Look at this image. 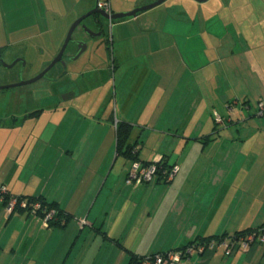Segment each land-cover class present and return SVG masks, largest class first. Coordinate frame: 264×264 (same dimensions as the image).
Returning <instances> with one entry per match:
<instances>
[{
	"label": "crops",
	"instance_id": "1",
	"mask_svg": "<svg viewBox=\"0 0 264 264\" xmlns=\"http://www.w3.org/2000/svg\"><path fill=\"white\" fill-rule=\"evenodd\" d=\"M47 1L0 0V52L38 37L57 17L68 29L99 2L109 1L112 14L138 7ZM150 11L112 23L111 65L78 73V92H67L73 96L0 118V147L11 143L0 172L12 155L15 162L0 189L56 204L69 217L65 226L45 227L0 202V264H131L264 226V0H168ZM28 118L43 125L25 137L15 129ZM122 122L133 127L140 163L163 158L179 167L171 182L126 184L132 162L117 153ZM214 134L223 144L209 145L204 157L196 139ZM183 264H264V243L230 257L222 249L196 252Z\"/></svg>",
	"mask_w": 264,
	"mask_h": 264
},
{
	"label": "rangeland",
	"instance_id": "2",
	"mask_svg": "<svg viewBox=\"0 0 264 264\" xmlns=\"http://www.w3.org/2000/svg\"><path fill=\"white\" fill-rule=\"evenodd\" d=\"M128 1L138 3L137 8L131 7V5L130 7L127 6L129 7L128 11L131 10L130 12L134 11L135 9L151 5V3H149L148 5L141 6L140 4L141 1L143 0H128ZM201 5H205V4H201ZM74 16L76 15L72 14L70 16V19H72ZM76 20L73 21V23L67 29L66 26H64L65 23L67 22H64V20L61 19V17L59 18L57 17L54 19V23L53 20H51L50 22H48L46 26L43 25L46 28L45 30L44 29L39 30L38 37H33L31 40L26 41V43L23 45H10L7 49H3L4 50L3 52L6 54L7 57H4L3 63L0 64V87L15 85L22 81H29L37 77L39 74H41L51 64L54 58H56L53 57L54 54L61 49L68 34V31L70 30L72 25L76 22ZM84 23L86 25H89L91 23V19H86ZM8 26L9 28H11L10 21ZM132 27L133 26H131V28ZM5 32L8 34L9 29L8 30L6 29ZM215 32L217 33V30H215ZM111 37H112V23L107 25L106 36L104 38V41L102 40L103 42L102 41H100V43L96 41L90 42L89 43L90 47H88V49L83 53V55L78 60H74L75 57H71V56H73V54L76 51V48L78 47L77 42H79L80 40H89V38L84 37L81 30H77L73 34V41L70 43L69 47L67 48L65 57H63V61L57 64L50 71V73H48L42 80L31 85L0 91V118L3 119H11L12 117L21 118L24 115L37 112V110H40L41 108H45V102H43V100L48 97L55 96L58 99H62L64 96H66L69 90L71 91L76 90L78 92L77 76H76L78 75V73L90 67L99 68L101 65H108L109 68V66L111 65V60H112ZM15 56H25L18 59H24V61L26 62V66L23 67L22 64L19 63L12 69H6L4 67V64L11 65L16 60H18V59L13 60ZM183 56L187 57L184 54ZM184 60L187 61L186 58ZM45 64H47L46 67H44ZM104 77H105L104 81H106L105 84L110 88L112 83L111 72L109 70L108 71L106 70L104 72ZM92 78L93 79H91V81L95 82L96 81L95 77L93 76ZM190 92L191 91H189V89H186L185 94L188 95ZM205 94L206 92L204 93V95ZM251 107H252L251 114L253 115L255 113L254 112L255 107L253 103H251ZM43 113H44L43 115L46 116L49 113V111L45 110ZM33 121L34 122H30L28 118L27 122L25 121L18 122L15 131L21 132L23 136L28 137L31 134V132L35 130L37 131L41 127L40 126L41 122L38 123V121L36 120ZM52 125L54 126V124ZM0 127L2 128V130H4V127H2V125H0ZM37 127L39 128L37 129ZM8 131H13V128H11V130ZM234 136L237 137L236 134ZM196 140L200 143L199 147L201 148L200 150L202 151H205L209 145H210V150L213 151L214 149H216L217 146L223 144L222 137L221 136L217 137V134H214L212 136L197 138ZM10 146L11 143L6 147V149L0 147V169L4 159L7 156L5 155L4 157V154H6L5 152L10 149ZM3 150L6 151L3 152ZM206 152L207 153H204L203 156L205 155L204 157H209L208 149L206 150ZM17 162L20 163L19 161ZM13 164H15V162L12 155L6 163V168H2V172H0V178L3 175V171H7L10 168V166ZM36 203H33L31 206L35 205ZM13 213H16L15 210ZM37 213L38 212H36V214H33L31 211L29 212V215L38 218L39 221L42 224H44L45 223L44 218L47 215V213L42 217H40ZM47 225L49 227L50 222H48Z\"/></svg>",
	"mask_w": 264,
	"mask_h": 264
},
{
	"label": "built area",
	"instance_id": "3",
	"mask_svg": "<svg viewBox=\"0 0 264 264\" xmlns=\"http://www.w3.org/2000/svg\"><path fill=\"white\" fill-rule=\"evenodd\" d=\"M99 9L105 11L107 14L112 15L111 5L109 1L99 2ZM263 107H261V110ZM220 122V117H217ZM150 163V164H142L140 162H133L131 165V169L128 173L126 184L127 185H141L144 183H151L156 177L158 178L159 172V162ZM179 167L175 166L169 170H166L163 173V178L166 182H171L175 175L178 173ZM8 191L6 187H2L0 189V202L4 203L5 198L8 196ZM18 199L14 196H11L6 208L7 213L11 214L14 212L16 206L18 205ZM19 206L21 208H27V201H21ZM41 209L40 203H36L32 206V213L36 214ZM56 212L51 210L45 216V223L43 224L45 227H48L47 223L54 218ZM259 241L260 243H264V228L256 233H252L246 238L239 239H226L220 242H212L208 247L210 250H220L222 249L225 252L226 257L232 256L236 251L242 249L243 251H248L252 244ZM205 247H200V249L196 250L195 247H190L188 250L183 252H169L164 255H159L156 257H147L142 259L139 264H183L184 260H186L189 256L196 252H203Z\"/></svg>",
	"mask_w": 264,
	"mask_h": 264
},
{
	"label": "trees",
	"instance_id": "4",
	"mask_svg": "<svg viewBox=\"0 0 264 264\" xmlns=\"http://www.w3.org/2000/svg\"><path fill=\"white\" fill-rule=\"evenodd\" d=\"M119 21H122V20H119ZM261 107H263L262 110H261ZM258 108H259L258 109V116H260V117L264 116V104L260 105ZM3 122L4 121L2 119H0V125H3ZM132 132H133V127L130 124L124 123V122L117 124V131H116V133H117V153H118L119 156H123L125 159H127V160H129V161H131L133 163V162H139V158H138V152L136 151V144L132 145L130 143ZM144 164L147 165V164H150V163H144ZM171 168H173V167H169L167 165V163H164V159L162 158L161 161L159 162L158 178L156 177L155 179L156 180H161V181H163L165 183H168L163 178V173L166 170H169ZM10 197H11V195L8 194V196L5 198V202L3 203L5 207L7 206ZM14 197H16L18 199V202H19L18 205L15 208V212H25V213L29 214V212L32 211V206L31 205L33 203L39 202L41 204V209L38 211L37 214L40 217L44 216L46 213H48L51 210H54L56 212L54 218L51 221H49L50 222L49 227H61V226H65L69 222V217L64 216V213L59 210V208H58V206L56 204H49L45 200H43L41 198H25V197H22V196H20V197L14 196ZM21 201H27L28 207L24 208V209L21 208L19 206ZM263 228H264V226L259 227L257 229H253V230H251V229L250 230H246V231H243V232H240V233H236V234L232 235L231 237L224 235V236H221V237H213V238L202 239L200 241H195L193 243H190L185 248H182V249L177 250V251H172V252H183V251L185 252L190 247H195L196 250L200 249V247H205V250L203 251V252H205V251L209 250L208 246L214 241L220 242V241H224L226 239H231L232 240V239L246 238L250 234L256 233V232L260 231ZM257 243H260V242L257 241L255 244H257ZM252 245H251V247H252ZM240 250H242V249H239L238 251H240ZM203 252H199V253H203ZM164 254H166V253L155 254V255L147 256V257L153 258V257L159 256V255H164ZM224 254H225V252H224ZM147 257H140V258L133 257L132 260H131V264H139L142 259H145Z\"/></svg>",
	"mask_w": 264,
	"mask_h": 264
},
{
	"label": "water",
	"instance_id": "5",
	"mask_svg": "<svg viewBox=\"0 0 264 264\" xmlns=\"http://www.w3.org/2000/svg\"><path fill=\"white\" fill-rule=\"evenodd\" d=\"M168 0H157L156 2L152 3L151 5L142 7V8H138L135 9L132 12H128V13H119V14H112L109 15L107 14L105 11L100 10L98 8L88 12L87 14L83 15L82 17H80L70 28V30L68 31V34L66 36L64 45L62 47V50L60 51V56L65 52L67 46L69 45V43L72 41L73 38V34L75 32V30L79 27V25L86 19L93 17L95 15H98L100 17H102L103 19H105L107 22H109L110 24L119 20H124V19H129V18H135L139 13L142 12H147L150 10L155 9L156 7L162 5L163 3H165ZM199 3H206L209 0H196ZM100 35H96V37H99ZM87 50V45H85V48H82L77 57L74 58V60H78L80 58V56ZM63 61V57H56L54 58V60L51 62V64L41 73L39 74L37 77L33 78L32 80L29 81H22L18 84L15 85H10V86H4V87H0V91H4V90H9V89H14V88H18V87H23V86H27V85H31L34 83H37L38 81L42 80L57 64L61 63ZM22 63V66L25 67L26 66V62L24 61V59H19L17 61H15L14 63H12L11 65H7L6 68L8 69H12L14 68L17 64Z\"/></svg>",
	"mask_w": 264,
	"mask_h": 264
},
{
	"label": "flooded vegetation",
	"instance_id": "6",
	"mask_svg": "<svg viewBox=\"0 0 264 264\" xmlns=\"http://www.w3.org/2000/svg\"><path fill=\"white\" fill-rule=\"evenodd\" d=\"M99 9V8H98ZM101 10V9H100ZM88 19H91V23L89 24V25H86L85 23H84V21L79 25V27L75 30V32L77 31V30H81V32H82V34L84 35V37H87V38H89V40H80L79 42H77V44H78V47L76 48V51H75V53L73 54V56H71V57H77V55H78V53H79V51L82 49V48H85V45H87V49H88V47H90V45H89V43L90 42H94V41H96V42H99L100 43V41H104V38H105V36H106V28H107V25H109L110 23L109 22H107L105 19H103L102 17H100V16H98V15H95V16H93V17H90V18H88ZM74 32V33H75ZM96 35H100L99 37H96ZM72 41H73V38H72ZM71 41V42H72ZM102 41V42H103ZM65 42V41H64ZM70 42V43H71ZM70 43H69V45H70ZM76 43V42H75ZM63 45H64V43H63ZM63 45H62V47H63ZM69 45L67 46V48L69 47ZM99 45V44H98ZM62 47H61V49L56 53V54H54V56L53 57H65V54H66V51H67V48H66V50H65V52L60 56V51L62 50ZM83 55V54H82ZM81 55V56H82ZM80 56V57H81ZM4 57H7L6 56V54L4 53V52H0V64L1 63H3V61H4ZM10 57V56H9ZM15 57H25V56H15ZM19 60V59H18ZM17 61V60H16ZM20 64H22V63H20ZM6 64H4V67L6 68ZM9 66V65H8ZM6 69H8V68H6ZM50 73V72H49ZM70 96H73V94H71V95H69L68 93L66 94V96H64L63 98H62V100H65V99H67L68 97H70Z\"/></svg>",
	"mask_w": 264,
	"mask_h": 264
}]
</instances>
